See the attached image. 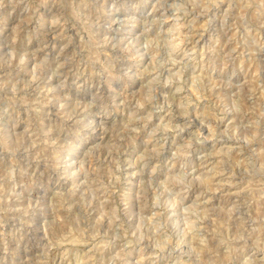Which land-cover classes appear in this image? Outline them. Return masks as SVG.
<instances>
[{
    "label": "clouds",
    "instance_id": "1",
    "mask_svg": "<svg viewBox=\"0 0 264 264\" xmlns=\"http://www.w3.org/2000/svg\"><path fill=\"white\" fill-rule=\"evenodd\" d=\"M5 12L0 264H264V0Z\"/></svg>",
    "mask_w": 264,
    "mask_h": 264
},
{
    "label": "rangeland",
    "instance_id": "2",
    "mask_svg": "<svg viewBox=\"0 0 264 264\" xmlns=\"http://www.w3.org/2000/svg\"><path fill=\"white\" fill-rule=\"evenodd\" d=\"M14 19H15L14 17L10 18L6 12L0 14V27H6L10 25L11 23L14 22ZM14 75L15 73L13 72V70L8 68L7 66L0 68V80L7 82ZM258 211L259 209H256V212ZM254 214L256 213L254 212Z\"/></svg>",
    "mask_w": 264,
    "mask_h": 264
}]
</instances>
